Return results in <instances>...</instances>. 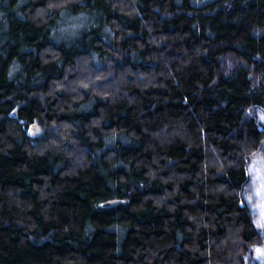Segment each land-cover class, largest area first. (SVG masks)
Instances as JSON below:
<instances>
[{
  "label": "trees",
  "instance_id": "obj_1",
  "mask_svg": "<svg viewBox=\"0 0 264 264\" xmlns=\"http://www.w3.org/2000/svg\"><path fill=\"white\" fill-rule=\"evenodd\" d=\"M263 145L264 0H0V264H262Z\"/></svg>",
  "mask_w": 264,
  "mask_h": 264
},
{
  "label": "rangeland",
  "instance_id": "obj_2",
  "mask_svg": "<svg viewBox=\"0 0 264 264\" xmlns=\"http://www.w3.org/2000/svg\"><path fill=\"white\" fill-rule=\"evenodd\" d=\"M70 27V26H69ZM73 27V26H72ZM61 30V29H60ZM62 31V30H61ZM66 33H70L68 32V29L66 28ZM35 134H38L40 133V129L37 128L35 131H34ZM260 153L261 155L264 156V145L261 147V150H260ZM261 158V157H260ZM260 158H256L258 160V162L260 161ZM261 161H264V158L261 159ZM252 180L250 179V182ZM251 187L250 184L247 185V187ZM254 193V192H253ZM250 195V194H249ZM254 195H256V193H254ZM254 198V197H253ZM255 200L257 199L258 200V203H257V206L259 207V209L256 208V210H259L258 211V217H261L264 219V195L261 196V198L258 197V195H256V197L254 198ZM255 260L258 262H262V264H264V252L259 249L258 251L256 250V256H255Z\"/></svg>",
  "mask_w": 264,
  "mask_h": 264
},
{
  "label": "water",
  "instance_id": "obj_3",
  "mask_svg": "<svg viewBox=\"0 0 264 264\" xmlns=\"http://www.w3.org/2000/svg\"><path fill=\"white\" fill-rule=\"evenodd\" d=\"M115 201H109V202H105L104 205H109V204H112L114 203Z\"/></svg>",
  "mask_w": 264,
  "mask_h": 264
}]
</instances>
